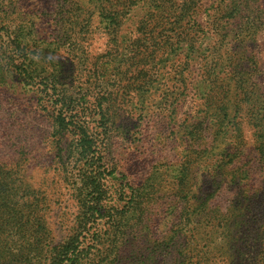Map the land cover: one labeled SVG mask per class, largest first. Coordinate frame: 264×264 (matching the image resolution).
Wrapping results in <instances>:
<instances>
[{"label":"rangeland","instance_id":"obj_1","mask_svg":"<svg viewBox=\"0 0 264 264\" xmlns=\"http://www.w3.org/2000/svg\"><path fill=\"white\" fill-rule=\"evenodd\" d=\"M126 1L130 12L116 31L101 23L94 0H0V20L6 15L20 16L33 25L39 40L56 35L66 41L64 52L55 51L51 58L61 64L59 82L77 87L79 93H75L83 95V100L101 86L117 90L109 108L110 137L102 146L104 161L114 170L115 185L106 200L116 197L114 188L122 185L129 190L143 182L151 184L145 191L155 197L182 198L175 177L186 167L189 142L185 133L205 127V139L194 142L193 150H201L204 141L217 144L224 163H193L192 182L196 189L200 185L203 193L213 194L209 202L223 211L243 190L258 200L250 204L245 221L235 227L240 238L232 249L240 264H264V158L257 151L264 120H259L261 111H251L253 103L248 100L251 97L255 105L264 101V0H237L239 13L232 19L225 14L228 0H160V6L157 1L153 9L150 2ZM103 3L122 5L123 0ZM7 43L0 26V185L10 177L22 179L29 193L39 198V235L43 226L47 231L39 240L60 242L76 227L78 207L56 163L51 111L38 106L34 89L11 72ZM43 54L39 47L40 64ZM221 54L237 67L232 81L242 85L228 110L235 126L227 130L222 142L214 138L220 133L218 123L198 111L207 105L203 97L214 102L222 98L219 82L229 75L225 74L228 69L221 73L217 67L219 75L207 77L208 68L212 72ZM97 61L107 65L95 69ZM199 91H204L202 97ZM228 157L231 160L225 162ZM213 178L219 187L211 184ZM150 202L141 214L145 224L136 229L123 261L177 264L176 251L184 240L170 243L167 239L174 210L160 199Z\"/></svg>","mask_w":264,"mask_h":264},{"label":"trees","instance_id":"obj_2","mask_svg":"<svg viewBox=\"0 0 264 264\" xmlns=\"http://www.w3.org/2000/svg\"><path fill=\"white\" fill-rule=\"evenodd\" d=\"M94 1V8L98 9L101 23H104L105 27H113L115 31L130 12V5L127 6L126 0H123L122 5L116 3L114 6L103 3V0ZM137 1L150 2L152 9L157 1L159 6L161 3L160 0ZM82 5L86 8V1H83ZM238 7L237 0H228L225 4L226 16L234 18L239 13ZM24 20L20 16L10 15L0 20L5 38L8 39V63L11 72L16 73L19 81L34 89L37 105L51 111V144L59 171L78 207L79 221L72 234L60 242L39 240L41 235L44 238L47 234L43 226L39 235V198L35 195L34 198L29 193L30 189L22 179L10 177L6 184L0 185V264H126L123 260L128 257H124V253L132 247L138 226L141 228L145 224V217L141 214L146 212L147 203L152 198L162 200L174 210V221L167 239L170 243L178 239L184 240L179 251H176L177 264H217L218 261H223V264H240L232 249L233 243H237L240 238L235 232V227L245 221L244 217L250 209V204L258 200L243 190L236 199H231L228 208L223 211L209 202L213 194L203 193L200 185L196 189L197 184L192 182L195 172L190 165L209 160L224 163L223 152L215 149L217 144L213 146L204 141L201 150H193L194 142L205 139V127L200 130L193 127L195 130L185 133V141L189 142L185 156L186 167L181 168L178 177H175L176 189L182 192V198L169 199L167 195L155 197L151 192L145 191L151 184L143 182L135 187L129 186V190H125L122 185L118 189L114 188L116 197L113 201L106 200L110 196L108 190L115 185L112 181L114 170L106 165L102 146L110 137L109 123L112 117L109 108L111 102L115 101L113 94L117 93V90L111 91L106 86H101L87 100H83V95H76L79 93L76 91L77 87L60 83L61 64L54 63L51 54L60 50L64 52L66 41L56 38V35L52 36V40H39L32 32L33 25L26 24ZM176 24L178 22H175ZM175 28L173 34H176ZM140 30L145 33V26H141ZM70 44L69 42L68 46ZM39 47L40 51L44 52L41 64ZM104 65H107V62L97 61L93 66L95 69H103ZM217 67L224 69H221V73L227 68L225 74H229L223 75L220 79L222 83L219 82L220 88L223 89L222 98L214 102L212 98L203 97L207 105L198 111H203L207 117L209 114V118L218 123L220 133L215 134L214 138L222 142L227 137V130L235 126L228 110L233 106V94H237L242 85H237L239 81H232L237 67L230 64L228 55H220L217 63L213 65L212 72L211 68H208L207 77L219 75ZM112 68L115 67H110V70ZM239 74H243V71ZM209 86L213 87L210 84ZM203 92L199 91L197 95L202 97ZM248 100L253 103L251 111H261L259 120H264V101L255 105L251 97ZM190 125H193V121ZM263 136L264 134L257 135V151L261 158H264ZM230 160L228 157L225 162ZM182 179L185 180L183 186L178 188L182 185ZM211 184L220 186L214 178ZM179 200L181 203H178ZM45 206L43 203L42 207ZM132 219L134 221H131Z\"/></svg>","mask_w":264,"mask_h":264}]
</instances>
